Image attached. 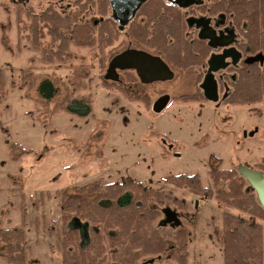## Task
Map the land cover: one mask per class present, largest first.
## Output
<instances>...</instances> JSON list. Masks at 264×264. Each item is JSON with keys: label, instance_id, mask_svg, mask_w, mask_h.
<instances>
[{"label": "rangeland", "instance_id": "rangeland-1", "mask_svg": "<svg viewBox=\"0 0 264 264\" xmlns=\"http://www.w3.org/2000/svg\"><path fill=\"white\" fill-rule=\"evenodd\" d=\"M17 5L35 12L51 6L61 14L77 6L72 0H0V227H22L26 264L62 263V190L125 179L185 201L183 210L167 201L161 208L176 214L177 227L189 230L187 264H223L227 207L214 197L173 187L168 177L196 174L208 185L212 169H236L239 164L264 174V101L226 104L220 99L222 91L216 102L178 99L197 89L200 67H171L172 80L125 91L104 87L105 67L100 66L113 51L108 44L103 52L97 46H71L67 61L43 64L27 41L18 43ZM96 18L93 13L81 15L82 20ZM113 37L117 41L120 36ZM43 44L49 46L48 38ZM226 73L216 76L224 80ZM43 78L59 79L49 101L37 92ZM136 94L147 98H128ZM162 94L170 100L155 113L152 103ZM77 97L90 100L85 116L57 106L64 98ZM155 222L165 229L171 223L164 212ZM171 253L143 256L139 263L176 264ZM0 264L8 263L0 257Z\"/></svg>", "mask_w": 264, "mask_h": 264}, {"label": "trees", "instance_id": "trees-1", "mask_svg": "<svg viewBox=\"0 0 264 264\" xmlns=\"http://www.w3.org/2000/svg\"><path fill=\"white\" fill-rule=\"evenodd\" d=\"M72 1L77 10L64 14L51 6L40 12L15 7L18 43L27 41L43 64L67 61L71 46H97L103 52L118 33L114 24L102 17L103 0ZM220 5L222 12L225 9L235 12L238 27L244 25V30H240L244 45H249L252 51L263 49L264 0H222ZM82 13L97 14V18L82 20ZM173 22L167 17L161 19V29L152 38L153 47L180 69L204 63L207 47L198 40L189 42L182 32L184 23L177 17ZM130 32L135 33L133 28ZM45 38L48 47L43 44ZM231 70L234 69H228ZM235 72L236 78L228 81L231 92L224 102L233 105L264 101V67L243 64ZM58 81L43 78L37 86L39 96L47 101L54 98ZM103 86L107 84L103 82ZM128 98L137 101L146 100L147 96ZM177 98L186 102L204 99L200 89ZM57 106L80 116L90 112V100L85 97L64 98ZM260 167L264 171V163ZM209 176L208 185H203L196 174L170 175L168 183L199 196L214 197L227 207L222 222L223 264H264V208L255 192L248 189V183L235 168L212 169ZM166 201L180 210L186 207L182 198L135 179L62 190L58 219L61 264H105L109 260L140 264L143 256H161L170 251L176 264H187L189 230L171 224L165 229L166 226L155 222L163 214L161 206ZM0 257L8 264H26L22 227H0Z\"/></svg>", "mask_w": 264, "mask_h": 264}, {"label": "flooded vegetation", "instance_id": "flooded-vegetation-1", "mask_svg": "<svg viewBox=\"0 0 264 264\" xmlns=\"http://www.w3.org/2000/svg\"><path fill=\"white\" fill-rule=\"evenodd\" d=\"M221 1L222 0H192L191 4L184 5L169 0H142L136 5L132 14H129L127 11L114 12L111 1L103 0L104 7L102 17L108 23L115 25L118 30L117 36H120L117 41L114 40V42H111V44H108L106 47L108 49L111 47L110 45H112L113 51L108 54V57L100 66L105 67L104 74L107 67H109L111 59L126 50L144 51L150 55L161 57L170 68L178 67L168 62L152 45V38L161 29L159 25L161 19L167 17L173 22L175 17H177L178 20H181L184 23L182 27L184 37L188 39L189 42L198 40L208 49V55L204 63L189 66L201 68L198 76L200 80H197L195 85L197 89L201 90L202 94L203 91L200 84L202 83L207 68L209 67L208 60L211 55L221 54L224 50H235L231 51L229 54L230 56L225 58V65L223 66L225 68L213 72V78L217 82L218 100L222 91V98L220 99L224 101L231 92V87L228 81L229 79L234 80L236 78L235 70L238 67H243V64L251 66L255 64L257 67H264V48L252 51V48L249 45H244L245 40L240 31L242 29L244 30V25L241 24V27L237 26L235 12L230 13L227 9L223 12L220 10ZM232 1L235 2V0ZM189 18H191L190 21H188ZM123 21H126V24H123ZM130 28H133L135 31L134 35H132L131 32L129 33ZM200 34L202 36H200ZM114 43L117 44L114 45ZM223 43H225V45ZM117 47L118 49H116ZM256 55H261V57L250 63L244 62L245 58L254 57ZM232 57H235V61ZM229 68H233L234 70L228 71ZM221 71H227L224 80L220 76H216V74ZM116 72L118 76L116 80H111L110 78L103 79L107 84V87L120 91L133 89L134 87L137 88V85L139 84L147 86L158 82L162 83L170 81L174 78L165 81L142 83L137 76L136 70L117 69ZM137 95L139 94H136L135 96ZM204 99L206 98L204 97Z\"/></svg>", "mask_w": 264, "mask_h": 264}, {"label": "water", "instance_id": "water-1", "mask_svg": "<svg viewBox=\"0 0 264 264\" xmlns=\"http://www.w3.org/2000/svg\"><path fill=\"white\" fill-rule=\"evenodd\" d=\"M113 6L114 12L127 11L132 14L136 5L142 0H110ZM174 3L189 5L192 0H169ZM191 18L188 19L190 21ZM127 20V19H126ZM126 24V21L122 22ZM198 23V22H197ZM200 36H202L200 34ZM206 38V37H205ZM225 45V43H223ZM234 50V49H233ZM224 50L221 54H212L208 60L209 67L204 76L200 87L203 91V95L207 100L218 101L217 82L213 78V72H217L219 69H223L225 65V58L230 56V52L233 51ZM235 51V50H234ZM137 53V57H136ZM232 56V55H231ZM261 55L245 58V63H250L257 60ZM235 61V57H232ZM119 66V67H118ZM133 69L137 71V76L142 83H150L153 81H165L174 77V72L166 64V62L159 56H153L144 51L126 50L114 56L107 67L103 76L104 79L116 80L118 78L116 70ZM170 100V95L162 94L152 103V111L155 113L161 112ZM238 173L248 183V189L252 190L256 194L258 203L264 208V174L262 171L250 168L247 165L239 164L236 167ZM165 215V221L171 222V226L178 225L179 219L176 214L170 209L165 208L163 210ZM162 225V223H160Z\"/></svg>", "mask_w": 264, "mask_h": 264}]
</instances>
